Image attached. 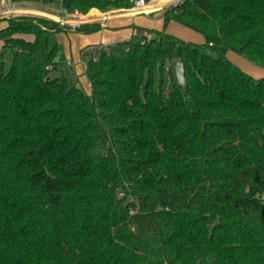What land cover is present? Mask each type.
<instances>
[{"label":"trees","instance_id":"16d2710c","mask_svg":"<svg viewBox=\"0 0 264 264\" xmlns=\"http://www.w3.org/2000/svg\"><path fill=\"white\" fill-rule=\"evenodd\" d=\"M134 1L63 5L86 13ZM162 19L200 33L215 55L155 30L84 46L87 92L45 68L58 49L49 38L64 28L39 14L6 18L0 264H264V76L226 55L264 67V0H179ZM156 45L168 50L154 68ZM175 58L182 83L165 70Z\"/></svg>","mask_w":264,"mask_h":264},{"label":"rangeland","instance_id":"374dc122","mask_svg":"<svg viewBox=\"0 0 264 264\" xmlns=\"http://www.w3.org/2000/svg\"><path fill=\"white\" fill-rule=\"evenodd\" d=\"M11 1L17 8L24 10H17L15 14H41L39 11L44 8L50 10L53 8L52 5L41 4L34 1ZM150 1V0H149ZM147 1V4L148 2ZM179 0H171L167 3H164L160 7L151 6L146 7L150 12L144 13L139 12L133 16H119L115 19L110 20V23L105 28H100L92 32H82V31H71L65 32L67 30H62L59 32L53 33L49 38V44L52 48L57 46V52L54 55L52 64L54 68L49 70V75L51 77L59 76L61 74L65 75L69 83L72 85H78L83 87L87 92L90 91L89 84L84 77L83 71L80 65V54L83 51L81 48L89 44H99V42H108V44L123 41L129 39L132 35L136 37L145 36L149 39L153 34L150 30L163 31L166 35L171 36L176 41L191 42L197 44L199 49L202 52H207L209 54L215 55L212 53L208 47L204 44L203 36L176 21H170L166 25L163 23L162 14L165 9L171 6L173 3ZM109 7V6H108ZM106 7L104 10H106ZM116 8L115 13L126 12L130 8ZM100 10V11H104ZM89 11V10H88ZM87 11V12H88ZM86 12V13H87ZM129 12V11H127ZM90 14V13H89ZM11 14L1 15L0 18H7ZM45 16V15H43ZM47 17V16H45ZM25 38L31 39L32 36L25 34ZM101 43V44H103ZM167 46L166 45H156L154 48V53L152 56L153 66L156 68L159 62L162 59H166L167 55ZM228 59H230L234 64H236L241 70L245 71L253 77L264 76V67L250 61L243 55L233 51L228 50L226 53ZM67 59H72L73 65H65ZM176 59V58H175ZM174 59V60H175ZM170 60L165 61V70H167ZM74 69L77 71V76L74 75Z\"/></svg>","mask_w":264,"mask_h":264},{"label":"built area","instance_id":"2783aa9c","mask_svg":"<svg viewBox=\"0 0 264 264\" xmlns=\"http://www.w3.org/2000/svg\"><path fill=\"white\" fill-rule=\"evenodd\" d=\"M56 3L53 4V8L50 10H47L46 8L41 9L39 12L48 18L53 19L55 22L58 23V25L65 30H74L79 25L86 23L89 21V17L87 13H82L78 9L68 10L63 3H61L62 0H55ZM147 2L145 0H135L132 7L128 9L130 14H135L139 12L148 13L149 10L146 9ZM17 10H24L17 8L13 3H11L9 0H2L0 3V16L6 15V14H12L15 13ZM95 48L100 49H106L107 45L105 44H98V45H91L83 50H94ZM82 53V52H81ZM81 56V54H80ZM95 59V56L93 57V60ZM70 60H67V64H70ZM81 66L83 70L86 69V62L81 59ZM52 64H47L45 66L46 69L51 70Z\"/></svg>","mask_w":264,"mask_h":264},{"label":"crops","instance_id":"0c3cea01","mask_svg":"<svg viewBox=\"0 0 264 264\" xmlns=\"http://www.w3.org/2000/svg\"><path fill=\"white\" fill-rule=\"evenodd\" d=\"M150 1H152V0H150ZM150 1L148 2V3H150ZM11 2V1H10ZM61 3H63V0L61 1ZM14 4V3H13ZM152 5H148V4H146V7H151ZM155 6H158V7H160L161 5H155ZM95 10V13H90V10ZM116 8H114L113 6H109L106 10H104V11H100V10H98L97 8H95V7H92V8H90L89 9V11L87 12V15L88 16H90L89 17V21L88 22H94V21H97V22H99L100 23V25H101V28L103 27V28H105L107 25H108V23H110V20H112V19H115L116 17H119V16H133L134 14H130L129 12H119V13H115V10ZM90 13V14H89ZM136 14V13H135ZM7 25V20L5 19V18H0V29L1 28H4L5 26ZM72 30H67V31H65V32H71ZM101 43H103V42H101ZM100 42H99V44H101ZM112 43V42H111ZM103 44H105V45H108V42H104ZM1 45H2V42H1V40H0V47H1ZM91 45H98V44H89V45H87L86 47H88V46H91ZM67 60H70V64H67ZM66 61H65V65H67V66H72L73 65V60L72 59H67ZM80 65H81V56H80ZM52 69L54 68V65L52 64ZM81 69H82V71H83V74H84V70H83V68H82V66H81ZM77 70L76 69H74V75H76L77 76V72H76ZM78 77V76H77ZM84 77H85V74H84ZM86 78V77H85ZM87 80V79H86ZM88 82V81H87Z\"/></svg>","mask_w":264,"mask_h":264},{"label":"water","instance_id":"95a60500","mask_svg":"<svg viewBox=\"0 0 264 264\" xmlns=\"http://www.w3.org/2000/svg\"><path fill=\"white\" fill-rule=\"evenodd\" d=\"M170 70L174 81L182 83L184 80V64L180 58L170 62Z\"/></svg>","mask_w":264,"mask_h":264}]
</instances>
